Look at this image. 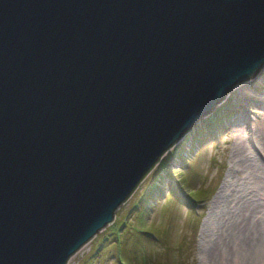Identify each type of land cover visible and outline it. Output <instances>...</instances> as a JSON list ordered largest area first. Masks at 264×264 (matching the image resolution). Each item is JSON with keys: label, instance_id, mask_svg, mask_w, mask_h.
I'll return each mask as SVG.
<instances>
[{"label": "water", "instance_id": "water-1", "mask_svg": "<svg viewBox=\"0 0 264 264\" xmlns=\"http://www.w3.org/2000/svg\"><path fill=\"white\" fill-rule=\"evenodd\" d=\"M264 66V0H0V264H67Z\"/></svg>", "mask_w": 264, "mask_h": 264}, {"label": "rangeland", "instance_id": "rangeland-1", "mask_svg": "<svg viewBox=\"0 0 264 264\" xmlns=\"http://www.w3.org/2000/svg\"><path fill=\"white\" fill-rule=\"evenodd\" d=\"M223 105L227 112H230L228 116L223 117L222 123L213 127L211 133L205 134L194 147H190L189 143L191 131L194 130L192 129L162 155L160 162L162 159L166 161V168L162 172H169L171 178L166 177L162 185L159 176L150 171L133 195L115 211L114 221L123 219L130 204L139 201L141 189L151 187V183L152 189L155 186L163 191L162 197L155 195L154 202L152 200L149 202L154 206V212L152 208L145 210L142 220L147 228L153 224L156 230L165 232V246L161 247L156 242H147L146 249H139L133 255L131 251H126L123 256L130 264H264V129H262L264 128V66L249 81L237 84L229 90L220 105H216L214 109ZM238 130L242 133L240 138L234 133ZM253 140L257 141V145H254ZM177 151L185 159V165L175 155ZM176 179L180 187L176 184ZM259 182L262 185H259ZM169 185L180 195L178 197L181 204L164 199ZM194 190L204 192L200 199H194L202 202L195 203L191 207L185 206L186 201L193 199L188 197L191 196L188 193H193ZM251 215L256 223L251 222L253 221L250 219ZM126 216L128 220L134 219L130 214ZM242 220L246 222L243 223ZM110 225L85 243L75 255L70 257L67 264H83L85 260L92 259L99 246L98 239L101 235L103 237L112 235L107 231ZM246 226H251L252 229ZM247 231L248 233H245ZM242 232L243 234H239ZM223 237H226L225 240ZM249 245L252 246L250 252ZM103 260V264H116L114 256L105 255Z\"/></svg>", "mask_w": 264, "mask_h": 264}, {"label": "trees", "instance_id": "trees-1", "mask_svg": "<svg viewBox=\"0 0 264 264\" xmlns=\"http://www.w3.org/2000/svg\"><path fill=\"white\" fill-rule=\"evenodd\" d=\"M224 106L225 105L212 110L210 118H208L207 121H202L198 126H196V128H194V130L191 131L192 133L189 140V143L191 144L190 147H194L195 144L201 141L205 134L211 133L213 127H216L219 123H222V118L230 113L227 112V109ZM175 155L179 157L182 164H186L185 159L180 155V153L178 154V151ZM165 163L166 161L162 159L161 162L159 161V163L152 169V172H154L153 174L159 176L158 178L162 185L164 184L166 177L171 178L169 172H162V170H165L166 168ZM176 184L179 185L177 183V179ZM152 186L153 185L151 183V187H144L143 190L141 189L139 201L131 203L129 209L127 212H125V217H127L126 215L130 214L134 219L128 220L124 217L121 220L114 221V223L107 228V231L112 233V235L108 237H103L101 235V237L98 239L100 240L99 246H97L95 253L92 255V259L85 260L83 264H103V256L105 257V255H109L110 257L114 256L116 264H130L126 259H124L123 256V254L125 255L126 251H131V254L133 255V253L135 254L139 249H146L145 243L147 242H156L161 247L165 246V232L163 230H156L153 224H150L148 226L149 228H147V225H145V222L143 221L145 210L152 208L154 212V206L149 202L151 200L153 201L155 195H163L162 189H158L155 186L152 189ZM168 189L169 190L164 196V199L181 204L180 197H178L180 195L177 194L175 188H172V186L169 185ZM189 194L191 196L188 197L193 199L186 201V203H184L185 206H191L189 204H194V202H201L202 200L194 201V199H200L202 195H204V192L202 190H194L193 193H188V195ZM142 210L144 211L143 213ZM135 225H137V227H135Z\"/></svg>", "mask_w": 264, "mask_h": 264}, {"label": "bare ground", "instance_id": "bare-ground-1", "mask_svg": "<svg viewBox=\"0 0 264 264\" xmlns=\"http://www.w3.org/2000/svg\"><path fill=\"white\" fill-rule=\"evenodd\" d=\"M233 87H234V86H233ZM233 87H232V88H233ZM232 88H231V89H232ZM231 89H230V90H231ZM225 96H226V95H225ZM261 126H262V125H261ZM262 129H264V128H262ZM259 130H260V129H259ZM238 131H239V130H238ZM238 131H234V133L237 135L236 137H239L240 135H242V133H241L240 131H239V132H238ZM262 132H263V131H262ZM240 133H241V134H240ZM260 133H261V132H260ZM263 133H264V132H263ZM258 135H259V134H258ZM258 135H257V136H258ZM261 137H262V136H261ZM239 138H240V137H239ZM241 138H242V136H241ZM235 139H236V138H235ZM263 139H264V137H263ZM236 140H237V139H236ZM253 141H254V145H255V144L257 145V141H256V140H253ZM237 142H238V141H237ZM238 146H240V145H238ZM258 146H259V144H258ZM240 147H241V146H240ZM233 148H234V147H233ZM237 148H238V147H237ZM241 148H242V147H241ZM241 148H240V149H241ZM238 150H239V149H238ZM260 150H261V148H260ZM262 150H263V149H262ZM236 152H238V151H236ZM232 154H233V153H232ZM235 154H236V153H235ZM233 155H234V154H233ZM241 155H242V154H241ZM239 156H240V155H239ZM239 156H238V157H239ZM263 156H264V155H263ZM239 158H240V157H239ZM242 158H243V156H242ZM242 158H241V159H242ZM247 159H248V158H247ZM243 162H244V160H243ZM252 164H253V163H252ZM243 165H245V164H243ZM247 165H249V164L247 163ZM257 166H258V165H257ZM245 168H246V167H245ZM248 168H249V167H248ZM250 168H251V167H250ZM258 168H259V167H258ZM246 169H247V168H246ZM252 171H253V170H252ZM254 171H255V170H254ZM258 172H259V171H258ZM249 175H250V174H249ZM252 175H253V174H252ZM256 175H257V173H256ZM261 175H262V174H261ZM252 177H255V176H252ZM258 177H259V176H258ZM261 177H262V176H261ZM250 178H251V177H250ZM252 179H253V178H252ZM252 179H250V180H252ZM258 179H259V178H258ZM258 179H257V180H258ZM260 179H261V178H260ZM252 181H253V180H252ZM258 181H260V180H258ZM245 182H246V181H245ZM250 182H251V181H250ZM255 182H257V181H255ZM261 182H262V181H261ZM247 183H248V182H247ZM260 184H261V183L259 182V185H260ZM256 185H257V184H256ZM261 185H262V184H261ZM253 186H254V185H253ZM257 186H258V185H257ZM260 187H261V186H260ZM259 190H260V189H259ZM252 192H253V191H252ZM252 194H253V193H252ZM253 195H254V194H253ZM253 195H252V196H253ZM261 197H262V196H261ZM263 197H264V196H263ZM246 199H247V198H246ZM263 201H264V200H263ZM252 207H255V206H252ZM245 208H247V207H245ZM255 208H256V207H255ZM247 210H248V208H247ZM249 210H250V209H249ZM252 210H253V209H252ZM237 211H238V209H237ZM244 212H245V211H244ZM251 212H252V211H251ZM248 213H249V212H247V214H248ZM237 214H238V213H237ZM241 214H242V213H241ZM257 214H258V213H257ZM232 215H233V214H232ZM233 216H235V215H233ZM243 216H244V214H243ZM258 216H259V215H258ZM235 217H236V216H235ZM241 217H242V216H241ZM246 218H247V217H246ZM249 218H250V217H249ZM257 218H258V217H257ZM259 218H260V217H259ZM239 219H240V218H239ZM242 219H243V217H242ZM250 219L253 220V221H251V222H255V223H256V221H255V219L253 218L252 215H251V218H250ZM250 219H249V220H250ZM249 220H247V221H249ZM256 220H257V219H256ZM232 221H233V220H232ZM232 221H231V222H232ZM242 221H243V220H242ZM244 222H246V221L244 220L243 223H244ZM224 223H225V222H224ZM227 223H229V222H227ZM243 223H241V224H243ZM259 223H261V222H259ZM216 224H217V223H216ZM235 224H236V223H235ZM235 224H234V225H235ZM238 224H239V223H238ZM238 224H237V225H238ZM251 224H253V223H251ZM249 225H250V224H249ZM221 226H223V225H221ZM253 226H254V224H253ZM257 226H258V225H257ZM243 227H244V226H243ZM246 227H248V226H246ZM250 227H251V226H249L248 228H250ZM255 227H256V226H255ZM258 227H259V226H258ZM218 228H219V226H218ZM218 228H217V229H218ZM236 228H237V227H236ZM241 228H242V227H241ZM248 228H247V229H248ZM220 229H221V228H220ZM231 229H232V228H231ZM231 229H229V230H231ZM250 229H252V228H250ZM255 229H256V228H255ZM259 229H260V228H258V230H259ZM262 229H263V228H262ZM262 229H261V230H262ZM242 230H244V229H242ZM242 230H241V231H242ZM258 230H257V231H258ZM222 231H223V230H222ZM248 231H250V230H248ZM248 231L245 232V233H248ZM220 232H221V231H220ZM224 233H225V232H224ZM227 233H228V232H227ZM229 233H230V232H229ZM236 233H237V232H236ZM258 233H259V232H258ZM225 234H226V233H225ZM233 234H234V233H233ZM239 234H243V232H242V233H239ZM254 234H256V233H254ZM254 234H252V235H254ZM260 234H261V233H260ZM222 235H224V234H222ZM228 235H229V234H228ZM247 235H248V234H247ZM247 235H246V236H247ZM261 235H262V234H261ZM232 236H234V235H232ZM237 236H238V235H237ZM243 236H244V235H243ZM243 236H242V237H243ZM250 236H251V235H250ZM259 236H260V235H259ZM217 237H218V236H217ZM247 237H248V236H247ZM252 237H253V236H252ZM254 237H255V236H254ZM224 238H226V237H223V240H225ZM228 238H229V237H228ZM245 238H246V237H245ZM255 238H256V237H255ZM263 238H264V234H263ZM230 239H231V238H230ZM238 239H239V238H238ZM238 239H236V240H238ZM240 239H241V238H240ZM250 239H251V238H250ZM250 239H249V240H250ZM209 240H210V239H209ZM242 240H243V239H242ZM251 240H252V239H251ZM256 240H257V239H256ZM261 240H262V239H261ZM218 241H219V240H218ZM231 241L233 242V239H231ZM239 241H240V240H239ZM253 241H255V240L253 239ZM257 241H259V240H257ZM245 242H246V239H245ZM245 242H244V243H245ZM248 242H249V241H248ZM230 243H231V242H230ZM236 243H237V242H236ZM241 243H242V241H241ZM250 243H251V241H250ZM209 244H210V243H209ZM212 244H213V243H212ZM218 244H219V243H218ZM221 244H222V243H221ZM224 244H225V243H224ZM239 244H240V243H239ZM239 244H238V245H239ZM242 244H243V243H242ZM242 244H241V245H242ZM246 244H247V243H246ZM255 244H256V242H255ZM213 245H215V244H213ZM227 245H228V244H227ZM232 245H233V244H232ZM234 245H235V244H234ZM251 245H252V244H251ZM253 245H254V243H253ZM257 245H258V247H260L259 244H257ZM257 245H256V246H257ZM206 246H207V245H206ZM222 246H226V245H222ZM249 246H250V245H249ZM215 247H216V246H215ZM217 247H218V246H217ZM231 247H232V246H231ZM243 247H244V245H243ZM251 247H252V246H250V248H248V249H249V252H250ZM209 248H211V247H209ZM236 248H237V247H236ZM245 248H246V247H245ZM254 248H255V247H254ZM221 249H223V248H221ZM225 249H226V248H225ZM239 249L241 250L242 248L240 247ZM243 249H244V248H243ZM209 250H210V249H209ZM213 250H214V249H213ZM231 250H232V249H231ZM252 250H254V249H252ZM221 251H222V250H221ZM226 251H227V250H226ZM235 251H236V250H235ZM246 251H247V250H246ZM216 252H217V251H216ZM227 252H228V251H227ZM231 252H232V251H231ZM242 252H244V250H243ZM252 252H254V251H252ZM235 253H236V252H235ZM240 253H241V252H240ZM240 253H239V254H240ZM227 254H228V253H227ZM69 260H70V259H69ZM69 260H68V261H69Z\"/></svg>", "mask_w": 264, "mask_h": 264}]
</instances>
